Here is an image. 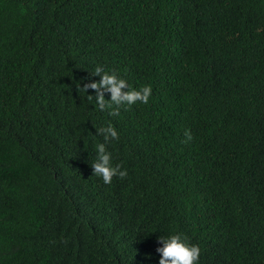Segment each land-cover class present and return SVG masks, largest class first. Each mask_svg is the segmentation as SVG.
Masks as SVG:
<instances>
[{
	"label": "trees",
	"instance_id": "trees-1",
	"mask_svg": "<svg viewBox=\"0 0 264 264\" xmlns=\"http://www.w3.org/2000/svg\"><path fill=\"white\" fill-rule=\"evenodd\" d=\"M98 65L149 102L101 112ZM177 232L264 264V0H0V264H158Z\"/></svg>",
	"mask_w": 264,
	"mask_h": 264
},
{
	"label": "clouds",
	"instance_id": "clouds-1",
	"mask_svg": "<svg viewBox=\"0 0 264 264\" xmlns=\"http://www.w3.org/2000/svg\"><path fill=\"white\" fill-rule=\"evenodd\" d=\"M94 75L99 76L98 82L86 83L81 88L86 94L89 89L94 92L93 95H87L89 100H93L97 108L103 112L107 111L110 116H118L121 107H131L134 104H147L152 95L150 85L135 89L129 85L126 79L119 76L116 72L105 70L102 65L95 67ZM126 89V90H125ZM110 94L109 99H105L104 93ZM103 137V143L95 145V159L91 165L93 175L100 177L104 184H111L113 177L124 179L127 176V170L122 169L121 165H113L112 153L108 151L109 141L119 139L117 129L108 123L101 127L98 133ZM194 140L191 129H185V144ZM156 248L159 255L158 264H198L200 257V248L196 244L188 241L182 233H175L168 236H159Z\"/></svg>",
	"mask_w": 264,
	"mask_h": 264
}]
</instances>
